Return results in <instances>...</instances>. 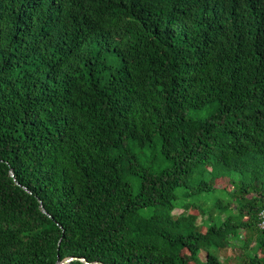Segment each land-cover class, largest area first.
Wrapping results in <instances>:
<instances>
[{
    "label": "trees",
    "instance_id": "16d2710c",
    "mask_svg": "<svg viewBox=\"0 0 264 264\" xmlns=\"http://www.w3.org/2000/svg\"><path fill=\"white\" fill-rule=\"evenodd\" d=\"M262 210L264 0H0V264H264Z\"/></svg>",
    "mask_w": 264,
    "mask_h": 264
},
{
    "label": "rangeland",
    "instance_id": "374dc122",
    "mask_svg": "<svg viewBox=\"0 0 264 264\" xmlns=\"http://www.w3.org/2000/svg\"><path fill=\"white\" fill-rule=\"evenodd\" d=\"M208 112L207 111H191L190 114L193 115V116H198V117H204ZM149 157H154L156 155V151H154L153 149H148L147 150V154ZM160 157V156H159ZM217 185L219 187H230L232 188V186H228V178H225V177H221V178H218L217 180ZM219 197H223L224 199L228 200V196L226 194H214L212 196L209 197V200L207 202V206H210L212 209H213V202L219 198ZM214 210V209H213ZM182 211V209H179L177 208L174 213L175 214H178ZM193 213H196L198 214V211L195 209V208H192L191 210ZM214 214H217V211L214 210ZM224 213L221 215V217H224ZM198 224L203 226V223H202V217L201 215L199 216L198 218ZM204 228V227H203ZM205 229V228H204ZM245 235V231L242 232V236ZM237 238L236 239H240L241 235L239 236H236ZM252 244L254 243V241L251 242ZM246 250L244 249L242 246H241V243H238L235 247H227L225 249H223L221 252H220V259L222 261H224L225 264H236L239 260H240V257H241V254L243 253V251ZM201 258L202 259H205V252H201Z\"/></svg>",
    "mask_w": 264,
    "mask_h": 264
},
{
    "label": "water",
    "instance_id": "95a60500",
    "mask_svg": "<svg viewBox=\"0 0 264 264\" xmlns=\"http://www.w3.org/2000/svg\"><path fill=\"white\" fill-rule=\"evenodd\" d=\"M11 173L13 175V172H11ZM42 210L45 212V208H42ZM76 259H79V260L83 261L86 264H104V263H102L100 261H93V262H91V261H88L85 257H77V256H69V257L61 260L59 262V264H68L71 261L76 260Z\"/></svg>",
    "mask_w": 264,
    "mask_h": 264
},
{
    "label": "built area",
    "instance_id": "2783aa9c",
    "mask_svg": "<svg viewBox=\"0 0 264 264\" xmlns=\"http://www.w3.org/2000/svg\"><path fill=\"white\" fill-rule=\"evenodd\" d=\"M259 227L264 230V210L259 213Z\"/></svg>",
    "mask_w": 264,
    "mask_h": 264
}]
</instances>
